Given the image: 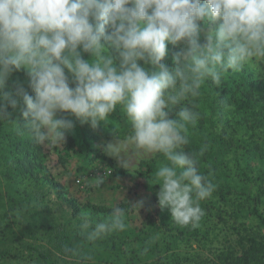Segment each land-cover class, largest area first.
Returning a JSON list of instances; mask_svg holds the SVG:
<instances>
[{
	"label": "clouds",
	"instance_id": "obj_1",
	"mask_svg": "<svg viewBox=\"0 0 264 264\" xmlns=\"http://www.w3.org/2000/svg\"><path fill=\"white\" fill-rule=\"evenodd\" d=\"M262 66L264 0H0V122L16 123L8 108L18 110L36 145H63L76 122L95 129L118 109L130 127L101 151L127 170L162 155L153 185L180 226L199 227L200 202L216 187L199 168L207 145L185 150L201 118L192 99L229 72ZM21 71L32 94L11 79ZM143 207L116 205L80 229L94 241Z\"/></svg>",
	"mask_w": 264,
	"mask_h": 264
},
{
	"label": "trees",
	"instance_id": "obj_2",
	"mask_svg": "<svg viewBox=\"0 0 264 264\" xmlns=\"http://www.w3.org/2000/svg\"><path fill=\"white\" fill-rule=\"evenodd\" d=\"M87 58L85 56V59ZM167 64L170 67L173 66L171 62ZM236 74L234 76L237 77V80L227 84V87L231 91L230 101L238 104V106L231 107L228 104L224 111L227 110L226 113L232 112L239 118L245 115V110H248L249 117L255 116L257 112L262 115L261 108L257 105H254V109H252L246 107L247 103L239 104L243 103L245 97L253 100L256 93L263 91L264 85H258L257 81L246 75L245 70ZM11 79L21 82L25 89L29 91V94H32L31 90L27 88V76L23 71L14 73ZM6 90H11V81ZM195 99L191 101L195 104V110L202 112V109L196 105ZM8 111L11 113V119L17 124L8 121L0 122V185L3 181L7 185L10 183L11 188L21 195V197L18 196V200L14 201V207L11 208H16L19 217H25L27 223H23L19 218L14 220L15 215L11 217L7 211L2 212L3 208L1 209L0 232H3V235L0 234V242L4 244V248L0 251V264H6L4 263L7 252L5 249H8L9 254L7 256L9 257L14 255L12 250L17 248L22 256L27 253L29 264H69L70 257L78 258L83 263L81 249L87 248V245L90 246V244L91 247L95 245L93 241L86 238V233L81 231L80 224L86 216L94 227L95 223L104 221L109 217L114 206L99 205L92 202L79 203L78 197L73 195L70 189L61 183L53 173V169L49 165L46 145H36L28 133L21 130L25 121L18 110L13 111L8 108ZM216 115L220 116L222 114H216V107H212V117L216 118ZM256 121L257 124L251 123L250 126H247L249 131H255V128L262 122L261 120ZM195 129L193 135L189 134L190 142L185 146V150L199 152L201 145H207L204 155L199 158L200 171L207 175L209 172L211 173L210 168L213 164L215 144L227 147L230 146V143L215 133L217 130L215 125H212V132L210 127L202 124H197ZM73 130L74 133L72 131V133L66 134L65 143L60 151L65 152L64 155L69 158L75 156L84 163L78 169L80 172L78 177L82 179L89 175L88 168L85 167V161L96 162L104 158L100 153V149L98 151L95 146L91 148L93 145L89 144V141L85 138L86 135L79 134V131L77 132L75 128ZM254 135L256 136L255 133ZM253 142L251 145L246 146L244 151L245 162L243 165L239 162V173L240 180L245 184L255 183L261 185L257 192L251 193L248 188L242 187L232 193L223 184H217L212 180L216 186L212 197H216L220 202L219 207L223 203L229 205L232 210L231 216L234 219L240 222L241 219H244V223H241L240 228L236 229L238 250L223 251L216 256L213 264H264V187H262V185L264 186V146L259 140ZM159 158L165 159L162 155H159ZM108 162L110 163V161ZM61 163L67 168L65 161ZM109 163H107V166L112 168L114 174L118 172L123 176L116 169V166L109 165ZM202 164L209 165L207 167L208 172L204 170ZM157 169L155 160L142 161L138 176L145 175L150 181L156 180L155 172ZM97 184L98 187L105 184L104 178L100 177ZM80 185L82 191L94 190L92 185L86 186L85 180ZM31 190L33 191L32 195L28 194ZM0 191L2 192V187ZM239 193L241 196H233L240 195ZM229 196L232 198L228 199ZM127 202L122 201L117 206L127 209ZM212 206L217 208L216 204ZM16 212H13V214H17ZM222 213L223 210L216 214V218L222 217ZM13 226L18 229L14 230ZM185 227L182 234L190 231V225ZM125 229H128L126 220L124 230L109 233L111 238L116 236V238H112L113 241L121 242V236L123 235L141 241V237L138 235L132 237L127 235ZM14 232L16 233L14 234ZM204 232L207 234V231ZM105 235L100 238V241L97 240L96 244L100 245L101 243L102 245L103 241L106 240ZM85 241L88 242L87 245ZM15 243H18L19 246H16ZM99 245L97 248H99ZM65 248L74 250L80 248V250L78 254L75 252L66 253ZM17 264L21 263L18 262Z\"/></svg>",
	"mask_w": 264,
	"mask_h": 264
},
{
	"label": "rangeland",
	"instance_id": "obj_3",
	"mask_svg": "<svg viewBox=\"0 0 264 264\" xmlns=\"http://www.w3.org/2000/svg\"><path fill=\"white\" fill-rule=\"evenodd\" d=\"M175 51V49L170 51L165 62L172 63V56ZM245 71L247 76L258 82V85H264V66L257 72H255V69L247 68ZM234 74L236 73H227L221 85L216 88L215 85L209 84L201 89V95L195 99L196 105L202 109L198 124L210 127L211 132L212 125H215L217 128L215 133L230 143V146L227 147L215 144L213 164L210 168L212 180L217 184H223L232 193L242 187H246L251 193H254L257 192L261 185H256L255 183L247 185L240 180L239 162L242 165L244 164V151L246 150V146L251 145L253 141L255 143L256 140H259L264 146V89L256 93L253 100L245 97L243 98V103L239 104L243 105L247 103L246 107L252 109H254V105H257L261 108L262 115H259L257 112L255 116L249 117L247 114L248 110H245V115L239 118V116H235L232 112L226 113L227 110L224 111V109L228 104L231 107L238 106V104L230 101L231 91L227 87V84L237 80ZM212 107H216V114L222 115H216V118L212 117ZM109 119L112 123L107 125L101 123L95 129L90 125H81L79 122H76L74 128L77 132L79 131V134L86 135L85 138L89 141V144L93 145L91 148L95 146L99 151V145L114 140L111 131H115L120 138H124L130 127L126 125V121L118 109L117 113L115 111L110 114ZM256 120H261L262 122L255 128V131H249L247 126H250L251 123L257 124ZM195 130L190 127L189 134L193 135V131ZM45 147L48 151L49 165L53 169V173L61 183L70 189L73 195L78 197L79 203L92 202L99 205L116 206L122 201L133 203L142 200L144 202V207L138 213L139 219L132 214L124 217L126 226L128 227V229H125V233L131 237L138 235L141 237V241H136L123 235L121 236L122 241L117 243V241H113L112 239L113 237L116 238V236H112L111 238L110 234H106V240L103 241L102 245L101 243L100 245L96 244V241H100L101 237L93 241L95 245L93 247H91V244L90 246L87 245L88 242L85 241L87 248L81 249L83 263L78 258L70 257L69 264H213L216 256L223 251L238 250L236 229L240 228V224L244 223V219H241V222L234 219L231 216V207L224 203L219 207L220 202L216 197L211 196L200 202L205 215L201 219L199 227L191 228L190 226V231L184 234H182V231L186 227L177 225L172 221L168 209L160 208L157 197L160 186L153 185L156 180L150 181L145 175L138 176L139 166L142 161L155 160L157 168L162 163H167L166 159H160L159 155L145 158L136 167L127 170L120 167L114 158L108 157L100 151L104 159H99L96 162L85 161V167L88 168L89 175L86 174L87 176L81 179L82 182L85 180L86 186L92 185L94 190L82 191L81 185L77 183V180L80 173L78 169L84 163L75 156L69 158L64 155L65 152L60 151L62 145H46ZM63 161H65L67 168L61 163ZM107 163L116 166V169L123 176L114 169L115 174L106 175V171L112 169L107 166ZM202 166L205 171H209L207 168L209 165L202 164ZM100 177L104 178L105 184L98 187L97 182ZM1 187L0 211L3 208L2 212L7 211L11 217L15 215L13 217L14 220H18L19 218L23 223H27L25 217H19V214L15 210L16 208H11L14 207V201L18 200V196L21 197V195L11 188L10 183L7 185L3 181L0 189ZM262 187L264 186L262 185ZM29 192L28 194H33L32 190ZM233 196H241V194ZM231 198L229 196L228 199ZM213 204H216L217 208H213ZM221 210H223L222 217L216 218V214H219ZM13 212L17 214H13ZM13 229L18 228L13 226ZM204 231H207V234ZM2 233L0 232L1 235H3ZM126 239L128 240L125 241ZM15 244L19 246L18 243ZM98 245L99 248H97ZM3 248L4 244L0 242V251ZM79 250L80 248H76L74 252L78 254ZM5 251L7 252L4 257V263L17 264L20 262L21 264H29L27 253L25 256H22L18 248L13 249L12 254L14 255L9 257L7 256L9 254L8 249H5Z\"/></svg>",
	"mask_w": 264,
	"mask_h": 264
},
{
	"label": "built area",
	"instance_id": "obj_4",
	"mask_svg": "<svg viewBox=\"0 0 264 264\" xmlns=\"http://www.w3.org/2000/svg\"><path fill=\"white\" fill-rule=\"evenodd\" d=\"M112 173H113L112 170H107V171H106V175H107V174H108V175H111ZM81 182H82L81 179H78V180H77V183H78V184H81Z\"/></svg>",
	"mask_w": 264,
	"mask_h": 264
}]
</instances>
